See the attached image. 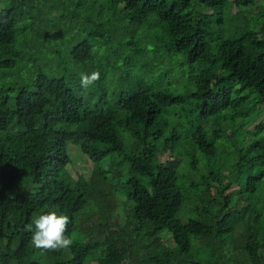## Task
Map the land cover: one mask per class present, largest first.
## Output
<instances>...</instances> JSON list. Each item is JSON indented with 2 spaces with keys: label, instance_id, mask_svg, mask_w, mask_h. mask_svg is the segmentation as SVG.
Returning a JSON list of instances; mask_svg holds the SVG:
<instances>
[{
  "label": "trees",
  "instance_id": "trees-1",
  "mask_svg": "<svg viewBox=\"0 0 264 264\" xmlns=\"http://www.w3.org/2000/svg\"><path fill=\"white\" fill-rule=\"evenodd\" d=\"M262 113L264 0H0V264H264ZM52 210L73 244L43 252Z\"/></svg>",
  "mask_w": 264,
  "mask_h": 264
},
{
  "label": "rangeland",
  "instance_id": "rangeland-1",
  "mask_svg": "<svg viewBox=\"0 0 264 264\" xmlns=\"http://www.w3.org/2000/svg\"><path fill=\"white\" fill-rule=\"evenodd\" d=\"M233 10H234V12H236L237 8H235ZM168 54L172 55L173 58L169 57V59H168L165 56L162 58V60L157 61V64L155 66V71H157V73H156V76L154 74L153 77L155 76L154 79L158 80L161 83V85H163L165 87H169L178 93H183V94L188 95L192 90L195 89V84L191 83L189 78L193 73L198 72L200 70V65L199 64L191 65L190 63H188L186 61L185 56L183 54H180L174 50ZM158 70H161L162 72L158 71ZM160 72L162 73V75L159 76ZM149 73H151V72H149ZM151 76H152V74H151ZM260 107H263V106H260ZM263 120H264V113H262V115L259 117V121H263ZM257 123L250 125V129H254L255 125ZM188 149H190L189 144H186L182 148L184 160L189 159L188 153L190 151H187ZM69 152L72 154V158H73V162L68 165V169H69L70 174L74 178H78V175L80 173H85V174L89 175L94 168V162H92L88 158H86L80 152L79 149L75 148L72 145L69 146ZM190 153H192V152H190ZM169 155H170V152L168 154H166L163 157V159L165 160L166 158L169 157ZM198 156H199L198 157L199 160L201 161L200 167H204L203 162L205 160V157L202 156V158H200V154H198ZM234 188H237V187L234 186ZM118 219L120 221L122 219L121 212L119 213ZM237 235H238V233L235 234V236H237ZM163 236L165 238L170 236V232L164 231ZM169 243L171 245H173L172 240H170ZM91 264H95V262H92Z\"/></svg>",
  "mask_w": 264,
  "mask_h": 264
},
{
  "label": "clouds",
  "instance_id": "clouds-1",
  "mask_svg": "<svg viewBox=\"0 0 264 264\" xmlns=\"http://www.w3.org/2000/svg\"><path fill=\"white\" fill-rule=\"evenodd\" d=\"M80 84L87 89L100 78L99 71L81 73ZM10 198L11 195H10ZM71 219L67 214L52 210L39 215L32 223L25 225V231L32 232V244L43 252L60 251L73 244L72 238L67 235ZM34 226V230H33Z\"/></svg>",
  "mask_w": 264,
  "mask_h": 264
}]
</instances>
